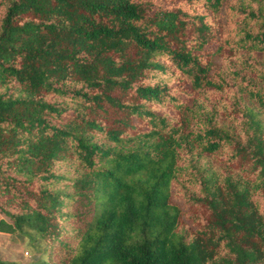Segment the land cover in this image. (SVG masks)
<instances>
[{
  "label": "trees",
  "instance_id": "obj_1",
  "mask_svg": "<svg viewBox=\"0 0 264 264\" xmlns=\"http://www.w3.org/2000/svg\"><path fill=\"white\" fill-rule=\"evenodd\" d=\"M0 227L25 264H264V0H0Z\"/></svg>",
  "mask_w": 264,
  "mask_h": 264
},
{
  "label": "rangeland",
  "instance_id": "obj_2",
  "mask_svg": "<svg viewBox=\"0 0 264 264\" xmlns=\"http://www.w3.org/2000/svg\"><path fill=\"white\" fill-rule=\"evenodd\" d=\"M41 243L37 249L42 247ZM39 256V251L28 244L27 237L20 236L14 231L0 227V258L8 261H17L21 264L34 262ZM44 259H46V255Z\"/></svg>",
  "mask_w": 264,
  "mask_h": 264
}]
</instances>
